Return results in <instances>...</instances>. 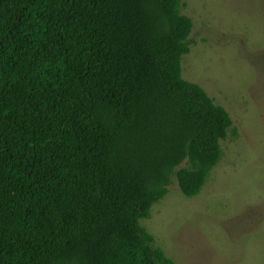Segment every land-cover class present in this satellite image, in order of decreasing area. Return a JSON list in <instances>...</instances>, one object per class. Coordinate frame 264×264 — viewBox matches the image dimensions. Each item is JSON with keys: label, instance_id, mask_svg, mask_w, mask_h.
<instances>
[{"label": "trees", "instance_id": "trees-1", "mask_svg": "<svg viewBox=\"0 0 264 264\" xmlns=\"http://www.w3.org/2000/svg\"><path fill=\"white\" fill-rule=\"evenodd\" d=\"M183 7L0 0V264H174L140 221L172 177L200 194L232 128L182 78Z\"/></svg>", "mask_w": 264, "mask_h": 264}, {"label": "rangeland", "instance_id": "rangeland-1", "mask_svg": "<svg viewBox=\"0 0 264 264\" xmlns=\"http://www.w3.org/2000/svg\"><path fill=\"white\" fill-rule=\"evenodd\" d=\"M181 1L193 23L182 78L232 128L200 194L186 198L172 177L140 224L174 264H264V0Z\"/></svg>", "mask_w": 264, "mask_h": 264}]
</instances>
